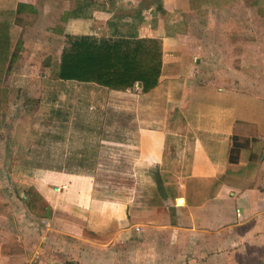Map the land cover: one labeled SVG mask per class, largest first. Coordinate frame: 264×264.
Instances as JSON below:
<instances>
[{"label":"crops","instance_id":"0c3cea01","mask_svg":"<svg viewBox=\"0 0 264 264\" xmlns=\"http://www.w3.org/2000/svg\"><path fill=\"white\" fill-rule=\"evenodd\" d=\"M207 1L0 0V60L7 71L17 61L41 67L44 60L46 66L60 64L63 45L57 62L54 51L46 55L39 49H52L48 46L52 43L35 42L38 33L29 36L31 27H42L51 36L62 33L160 38L163 68L159 84L147 93L141 92L139 85L133 89H138L137 96L142 97L136 115L148 106L169 117L164 124L161 117L153 118L152 114L150 120L145 117V126H136L139 160L164 165L166 145L174 142L175 136H182L184 141L193 132L192 142L182 141L192 144L187 172L173 171L176 162L172 160L160 171L162 175H183L175 197L170 194V199L178 198L177 203L171 200L176 220L162 226L146 225L141 219L132 221L129 201L99 197L93 173L77 172L76 166L22 170L26 176L39 172L34 186L43 198L44 209L31 200L30 194L26 195V189L0 183V264H264V249L258 252L250 248L255 242L264 245V112L261 119L250 114L256 106L240 96L239 87L234 86L232 91L223 85L228 75L243 80V69L234 63L250 67L256 61L250 56L234 60V55L221 54L235 44L234 39H221L220 33L234 30L223 23V8L228 9L231 2L223 5L218 4L219 0H209L211 3L204 4ZM256 5L264 9V0H257ZM254 6L247 9L248 14L237 15L236 28L247 26L242 19L253 21ZM196 12L202 18L195 23L201 27L202 22L200 30L191 28L194 21L190 18ZM210 16L214 24H209ZM200 31L213 32L215 39L202 38ZM224 64H228L227 68ZM260 64L264 65L263 59ZM46 66L43 67L48 69ZM28 71L24 68L22 72L4 74L2 79L34 84L26 91L24 87H5L9 96H22L17 112L30 110L25 97L34 98L40 90L42 98L34 103L39 112L38 140H33L39 146L48 147L54 139L68 151V144L75 142L76 129L85 135L100 132L103 126L97 127L101 121L96 115L105 107L93 98L133 90H110L94 83L62 80L47 71L44 76ZM162 89L165 93L160 101L157 96ZM227 96H234V102H229ZM246 96H250L249 92ZM178 115L181 121L173 130L170 124ZM10 124L0 123L1 130L6 126L7 135L12 131ZM242 137L249 138L250 144L239 145L238 159L232 162V148ZM9 141L4 139L5 146L10 145ZM59 151L61 159L68 158L67 153ZM15 173L14 168L0 163L2 177L9 179ZM35 208L43 212L47 208V213L35 216ZM228 229L234 231L230 233ZM242 254L244 262L235 259Z\"/></svg>","mask_w":264,"mask_h":264},{"label":"rangeland","instance_id":"374dc122","mask_svg":"<svg viewBox=\"0 0 264 264\" xmlns=\"http://www.w3.org/2000/svg\"><path fill=\"white\" fill-rule=\"evenodd\" d=\"M226 1L228 0H219L218 4H227L225 3ZM229 2L231 3L229 4L228 9L223 8V23L226 24L225 27H234V30L225 31L226 33H220L221 39L228 41L234 39L235 44L234 47L225 48V51L221 54H225L228 57L234 55V60L238 58L237 56L246 58L250 56L251 59L254 58L256 62L250 65V67L247 66V64L239 65L234 63V66L241 68V70L243 69V80L231 79L229 78V75L228 77L225 75L227 80H223V85L226 88L229 87V89L232 91H234V86L239 87L238 91L240 92V96L244 97L247 102H250L252 107L256 106L255 111L250 112V114L255 113L256 115H259L261 119L264 112V65L262 66V64H260L262 59L264 60V22L262 20V17H264V9H258L256 5L257 0H230ZM208 3L211 2L208 0L204 4ZM254 4L255 13L253 21L250 18L242 19V21L240 20L241 23H245L247 26L243 28H236L237 15L244 16L246 13L248 14L247 9H249ZM240 12L241 14H238ZM198 19L202 20L200 15H198V12H196L194 17L190 18V20L194 21V23H191L193 26L191 28L199 27V24H195L197 23L196 20ZM209 19V24H214V17L210 16ZM202 25L203 24L201 22V27ZM220 26L221 25L218 27ZM201 27H199V30L202 29ZM44 30L45 29L42 27H31L29 36H33L34 34L38 33L35 35V38L38 36V39L35 40V42L39 44H42V42L52 43L48 45L52 49H44L42 47H39V49L46 55L54 51V54L58 56V62L59 50H61L60 46H64L67 39L64 35H62V33H55V36H51L53 35L52 33L49 34L48 31L44 32ZM198 34H201L202 38L206 36L208 40L215 39V34L213 32L205 33L200 31ZM25 64V61H22V63L17 61L14 65H12V68H10L11 71H7L6 68L3 67L5 64H3L0 60V70L2 72L0 87H3L0 89V123L4 124L6 122L9 124L11 122L10 127L12 128L10 135L5 133V125H3L5 127L4 130L0 129V138L3 139L0 142V163L3 164L5 168L8 166L9 168H14L16 171L14 177H10L9 179H6L0 175V183L8 184L10 186L16 184L22 189H26V195L30 194L31 200L35 201L37 206L41 205V209H44L43 198L37 192L34 186L36 184V179L39 173H37V171H39V168L55 170L56 168L62 167L64 165L71 167L76 166L78 167L77 172L93 173L99 197L111 200L129 201V217L132 221L141 219L146 225L160 224V226L163 224H169L168 222L175 221L176 215H174L173 211L175 204L171 206L172 199H170V194L174 193L172 194V198L175 197L177 193L176 187H179L178 180L183 175H162L160 171L161 169H165L167 167L166 163L168 160H172L173 163L176 162V165L174 166L175 168H171L173 171L177 169L179 173L184 174L187 172L192 158V144H183V142L187 140L192 142L193 132L190 131L188 137L184 138V141L182 140L183 142L180 139L182 136H175L174 142L170 141L169 144L166 145L167 161L164 165L160 166L159 164L153 166L151 164L148 165L145 162H141L138 157V153L141 151L136 149V126L141 124L145 126V117L148 118L149 115L152 114L153 118H157L158 116L161 117L160 120L164 124L166 121L165 118L169 116L163 111H159V109L153 112V110H151V108L148 106L146 110L143 108L142 112L140 111L139 115H136L137 103L141 104L142 97L140 98L137 96L140 95L138 89H133L128 93H115L111 96H105L104 98H93L96 104L100 102L105 107L99 111V113L101 112L99 115H96V118L101 121L97 127L103 126V128L101 127L99 129L100 132H98L96 128L97 131H94L93 135L91 133L85 135L84 131L80 130V128L76 129V136L74 139L75 142L73 145L70 143L68 144V151L66 148H61L59 144L54 143V139L49 142L48 147L34 144L37 142L33 143V140H38L37 128L39 122L37 118V114L39 113L38 104L36 105L34 103L35 100L42 98L39 93L40 90L37 89L36 96H32L34 98L28 99V97H25L26 102L30 104V107L27 109L30 110H20L17 112L16 105L19 103V101H21L22 96L20 94L9 96L7 92L8 90L5 87H10L12 90L22 89V87H24L26 91L29 85L34 84L24 83L19 79H8L7 81V79L2 78L4 74L9 75L12 72H22L24 68L26 71L29 70L28 72L39 73L42 76H44L45 72L47 71L51 76L56 77L59 65L58 63L52 62L46 66L44 65L45 60L42 67L39 65L36 66L34 63H31L30 65ZM227 65L228 64H224L223 66L227 68ZM43 66H46L48 69H45ZM248 68L249 70H247ZM234 69L236 70L235 67ZM238 75L241 74L238 73ZM235 82H238L239 84L234 85ZM241 82L242 84H240ZM215 86L218 87V85ZM164 91L165 89L159 91V96H157V98H160V101L162 98L161 95L165 93ZM242 91L243 93L241 94ZM247 91L250 95L248 97L246 96L248 94ZM227 97H229L227 99L229 102H234V96ZM68 101L69 102L67 103H70V100ZM156 101L157 99H155V104H157ZM147 102L149 103L150 101ZM1 116L3 117L2 119ZM6 117L8 120H6ZM174 118H176L175 123L171 122L174 124V126L173 124H170V127L173 130L176 128L175 124H178L181 121V117L179 115L176 117L174 116ZM174 118L171 117V119ZM150 119L151 118L149 117V120ZM79 120H81V118ZM78 125L79 127L82 126V124ZM7 138L10 140V145L5 146V143L3 142L4 139L6 140ZM242 138V140H239L238 142L236 141L235 144L238 146H247L250 144L249 138ZM26 150L28 152H26ZM59 150L67 153L68 158L62 157L61 159L59 156H62V152ZM181 150H183V152H181ZM18 152L21 154L19 159H16ZM45 153L50 155H45ZM5 155L7 156V160L4 157ZM174 159H176V161H174ZM29 169H37L36 174L33 175V173L30 172V177H28V174L26 176L23 171ZM157 173H159L163 180L162 187L164 191H162L158 186ZM166 182H169V185H167ZM177 199H173L172 201L176 200L175 203H177ZM45 211H47V208ZM45 211H39L38 208H35V210L32 212H34L35 216H42V214L45 215L47 213ZM232 231H234V229H228V232L231 233ZM185 246L186 242L183 244V247ZM250 248L259 252L260 249H264V245L262 242H255V244H252ZM236 258L243 259V262L244 259H246L245 255L243 254L239 257H235V259Z\"/></svg>","mask_w":264,"mask_h":264},{"label":"trees","instance_id":"16d2710c","mask_svg":"<svg viewBox=\"0 0 264 264\" xmlns=\"http://www.w3.org/2000/svg\"><path fill=\"white\" fill-rule=\"evenodd\" d=\"M65 37L67 41L62 48L57 73L59 79L94 83L117 91H127L139 85L143 93L159 84L163 68L160 38L71 34ZM239 150L240 146L234 145L232 162L238 159ZM157 179L159 188L164 191L159 173Z\"/></svg>","mask_w":264,"mask_h":264},{"label":"built area","instance_id":"2783aa9c","mask_svg":"<svg viewBox=\"0 0 264 264\" xmlns=\"http://www.w3.org/2000/svg\"><path fill=\"white\" fill-rule=\"evenodd\" d=\"M25 264H35L34 261H29V262H26Z\"/></svg>","mask_w":264,"mask_h":264}]
</instances>
